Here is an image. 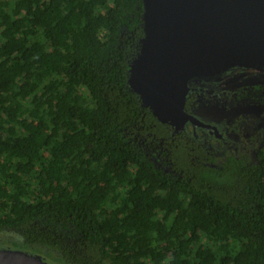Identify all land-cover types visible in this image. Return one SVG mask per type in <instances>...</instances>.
I'll use <instances>...</instances> for the list:
<instances>
[{
	"label": "trees",
	"instance_id": "obj_1",
	"mask_svg": "<svg viewBox=\"0 0 264 264\" xmlns=\"http://www.w3.org/2000/svg\"><path fill=\"white\" fill-rule=\"evenodd\" d=\"M143 13L0 0V233L57 264H264V142L217 164L143 106Z\"/></svg>",
	"mask_w": 264,
	"mask_h": 264
},
{
	"label": "water",
	"instance_id": "obj_2",
	"mask_svg": "<svg viewBox=\"0 0 264 264\" xmlns=\"http://www.w3.org/2000/svg\"><path fill=\"white\" fill-rule=\"evenodd\" d=\"M144 37L130 61L129 86L174 134L211 128L187 112L191 81L219 78L234 65L264 69V0H142ZM0 264H54L0 248Z\"/></svg>",
	"mask_w": 264,
	"mask_h": 264
},
{
	"label": "flooded vegetation",
	"instance_id": "obj_3",
	"mask_svg": "<svg viewBox=\"0 0 264 264\" xmlns=\"http://www.w3.org/2000/svg\"><path fill=\"white\" fill-rule=\"evenodd\" d=\"M234 70L235 68L229 70L219 78L191 81L193 92L187 100L186 110L211 128L194 127L188 123L183 132L193 135L198 144L214 158L219 157V153L240 150L246 152L247 146L254 145L252 140L258 141L257 147L252 151V158L256 161L257 153L264 142V93L256 86L262 87L264 83H257L247 77L256 75L248 74L247 70ZM201 109L214 111L212 118L201 115ZM218 112L226 114L225 121H221L222 116ZM241 113L242 119L234 127L232 118ZM230 156L233 155H228Z\"/></svg>",
	"mask_w": 264,
	"mask_h": 264
},
{
	"label": "rangeland",
	"instance_id": "obj_4",
	"mask_svg": "<svg viewBox=\"0 0 264 264\" xmlns=\"http://www.w3.org/2000/svg\"><path fill=\"white\" fill-rule=\"evenodd\" d=\"M233 68H235L234 71H238V72L243 71V72H245L244 70H247L248 74L249 73L250 74H256L254 76H250L249 75L247 77H251L252 79H254L253 81H255L257 83L258 82L259 83L260 82L264 83V72L262 70L254 69V68H242V67H233ZM233 68H231L229 70H232ZM234 73H236V72H234ZM242 77L244 78V75H242ZM213 112H212V110H205V109H201L199 111V113L201 115H205L207 118L208 117L212 118V113ZM218 114H220L222 116L221 121H223V120L225 121L226 120V118H225L226 114L221 113V112H218ZM241 115H242V113L238 114V116H234L232 118V120H233L232 124H233L234 127L239 124V121H240L239 119H242ZM216 118H217V116H216ZM252 141L254 142V145L247 146L248 149L246 150V152L244 151L245 153L242 152L241 150H240V152L232 151V152H227V153H219V157L216 158L217 159L216 163L220 164V162H222V160L226 159L228 157V155H233V156H237V157H244L245 159H248L250 162H255V159L252 158L253 157V152L252 151L255 150V147H257V144H258L257 142L258 141L257 142L254 141V140H252ZM14 239H15V237L12 234L0 233V248H13L12 246H10V242L13 241ZM19 249L25 250V251H28V252H31V253H34V254H37V255H41L42 257H44V259L46 258L50 262L57 264L56 262H54L53 260L49 259L44 254H41V251H38L36 249H26V248H22V247H19Z\"/></svg>",
	"mask_w": 264,
	"mask_h": 264
},
{
	"label": "bare ground",
	"instance_id": "obj_5",
	"mask_svg": "<svg viewBox=\"0 0 264 264\" xmlns=\"http://www.w3.org/2000/svg\"><path fill=\"white\" fill-rule=\"evenodd\" d=\"M233 67L254 68V69L262 70V71L264 72V69H262V68H255V67H250V66H245V65H234V66H232L231 68H233ZM231 68H230V69H231Z\"/></svg>",
	"mask_w": 264,
	"mask_h": 264
}]
</instances>
